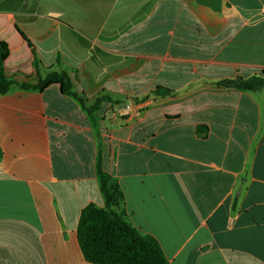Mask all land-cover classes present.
Returning a JSON list of instances; mask_svg holds the SVG:
<instances>
[{
	"label": "crops",
	"instance_id": "crops-1",
	"mask_svg": "<svg viewBox=\"0 0 264 264\" xmlns=\"http://www.w3.org/2000/svg\"><path fill=\"white\" fill-rule=\"evenodd\" d=\"M0 42V264H92L76 228L104 206L98 164L168 264H264V87L212 85L264 71V0H0ZM49 70L91 114L22 88Z\"/></svg>",
	"mask_w": 264,
	"mask_h": 264
},
{
	"label": "trees",
	"instance_id": "trees-1",
	"mask_svg": "<svg viewBox=\"0 0 264 264\" xmlns=\"http://www.w3.org/2000/svg\"><path fill=\"white\" fill-rule=\"evenodd\" d=\"M7 56L6 42H0V94L6 93L13 84V80L4 73ZM53 84H60L62 92L77 100L86 113L91 114L94 110L95 105L87 106L86 100L72 90L70 78L65 71L49 70L36 85L23 84L22 88L43 90ZM212 85L221 89L259 90L264 87V71L261 75L248 78L222 79ZM153 93L164 97L173 92L168 88L157 87ZM206 129V126L198 128L202 132ZM97 177L104 206L86 205L80 212L76 228L77 241L84 259L92 264H168L156 238L141 233L118 211L124 200L121 188L115 179L102 171L99 164Z\"/></svg>",
	"mask_w": 264,
	"mask_h": 264
},
{
	"label": "built area",
	"instance_id": "built-area-1",
	"mask_svg": "<svg viewBox=\"0 0 264 264\" xmlns=\"http://www.w3.org/2000/svg\"><path fill=\"white\" fill-rule=\"evenodd\" d=\"M114 112L115 115L120 113L126 116H138L141 110L138 104L133 102L114 106Z\"/></svg>",
	"mask_w": 264,
	"mask_h": 264
}]
</instances>
